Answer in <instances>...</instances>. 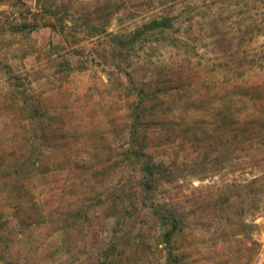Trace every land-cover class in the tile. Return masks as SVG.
Wrapping results in <instances>:
<instances>
[{
    "label": "rangeland",
    "instance_id": "1",
    "mask_svg": "<svg viewBox=\"0 0 264 264\" xmlns=\"http://www.w3.org/2000/svg\"><path fill=\"white\" fill-rule=\"evenodd\" d=\"M153 2L52 0L51 15L50 6L38 8L35 0H23L24 5L8 0L0 5V264H20L18 247L23 248V254L31 255L28 245L19 244L20 237L15 240L20 235L11 223L23 217L20 222L27 225L37 217L38 210H44L37 167L6 170L4 164L21 156L26 164L37 155L50 156L48 151L34 152L33 143L25 140L22 133L10 141L13 137L3 136L1 131L11 126L13 113L17 123L28 127L29 116H34L29 108L31 102L47 97L49 107L61 112L67 124L83 128L65 139L69 145L97 146L103 149L101 159L111 156L95 180L86 172L84 187L94 185L91 189H95V196L87 198L85 205L90 206V214L98 213V228L92 235L86 231L90 221L82 219L80 232L69 231L73 237L68 245L79 243L80 250L78 260L70 264H93L94 254L88 257L91 244L101 248L99 261L103 264H163L167 251L176 256V264L254 263L264 237V121L259 122L260 136L253 141L254 165L243 170L229 171V159L245 152L240 153L236 143L229 144L225 135L211 148L208 139L168 149L154 146L147 151L156 162H173V157L179 165L178 177L175 175L170 184L160 183L152 192L155 200L168 198L169 208L178 216V232L169 246L160 244L158 250L153 247V231L150 234L146 228L150 220L145 221L141 215L140 209L144 212L145 208L139 205L137 189L123 194L137 214L132 209L124 213L113 207L114 196L122 195L118 184L136 188L138 180V166L125 151L130 140L123 119L133 100L126 72H136L143 80L155 71L151 65L159 66L162 61L175 58L176 68L184 69L189 59L199 78L193 81L194 95L209 92L219 97L245 81L264 85V0L178 1L170 11L176 17L172 32L143 37L134 51L126 45L113 52L101 29L107 33L132 30L165 0ZM100 4L107 7L106 12L97 10ZM248 29L253 30L252 40L246 42L244 38L239 44ZM155 39L161 41L149 42ZM149 44L155 50L144 49ZM186 102L184 99L177 106L188 110L185 116L189 121L195 105ZM91 120L104 127L89 134L86 130ZM169 153L172 157H168ZM200 159L205 160L202 169L193 165ZM16 172L29 180L28 196L21 195V189L11 190L7 175ZM51 178L52 174L46 181L51 182ZM43 190L45 198L53 193L47 186ZM68 198L70 193L63 200L69 202ZM158 226L154 224L155 231ZM156 237L160 242L157 234Z\"/></svg>",
    "mask_w": 264,
    "mask_h": 264
},
{
    "label": "trees",
    "instance_id": "2",
    "mask_svg": "<svg viewBox=\"0 0 264 264\" xmlns=\"http://www.w3.org/2000/svg\"><path fill=\"white\" fill-rule=\"evenodd\" d=\"M7 1L0 0V5ZM16 1L24 5L23 0ZM178 1L182 0H165V3L159 4V8L155 5L153 12L146 18V21L136 25L128 32L107 33V30L102 28L100 33H104L109 38L113 52L123 49L126 45L129 50L134 51L143 37H161L174 30L176 17L172 16L170 11H173L174 4ZM35 3L41 9L45 5L50 6L48 15L53 13L51 12L52 0H35ZM101 5L97 10L106 12L107 7L102 8ZM65 6L66 4L63 5V8ZM136 8L139 10L140 7ZM252 33L253 30L250 29L244 31L239 44L242 45L244 38H247L246 42H250ZM208 39H210V32ZM155 41H161V39L150 40L149 42L154 43ZM144 49L155 50V47L153 44H149ZM188 60L185 62L184 69L176 68L173 62H178V60L175 58H168L167 61H162L159 66L151 65L150 68H154L155 71L150 72L149 76L143 80L136 72H126L125 74L128 91L133 96V100L127 108L126 117L124 116L123 119V122L127 123L130 140L125 151L128 158L134 160L138 166L136 170L138 180L135 184L136 188L118 184L122 195L114 196L116 201H114L113 207L123 212L132 209L133 213L137 214L136 208L128 204L126 199H123L125 192L137 189L140 192L139 205L145 210L143 212L140 209L141 206L139 209L143 219L145 221L146 219L150 220L149 227L147 225L146 228L150 234L153 231V247L156 250L160 244L167 247L173 242L178 232V216L174 210L169 208L171 206L168 198L160 201L155 200L152 192L160 183L170 184L175 175L178 177L177 174L180 170L177 159H174L172 154L169 153L168 157H172L173 162L171 160H168L169 162L164 160L156 162L152 158L153 155H149L147 151H150L149 149L154 146L168 149L177 144L183 146L185 143L195 144L204 140L207 142L208 139L211 148L225 135L229 144L236 143L237 150L240 153L245 152L229 159V171L243 170L249 165H254L251 163L253 141L260 136V132H258L259 122L264 121L263 84L245 81L241 85L232 86L230 92L229 90L223 91L219 97L218 94L209 92L194 95L192 87H195L193 84L195 77L199 79L197 78L198 71L191 67ZM144 65L148 67L147 64ZM49 99L50 97H47L31 102L29 108L33 111L34 116H29L31 122L28 127L17 123V116L13 113L9 119L11 126H7L1 131L4 132L3 136L6 134L13 137L10 141H13L19 135L18 133H22L25 140H30L33 143L31 149L34 152L37 150L41 153L48 151L50 155L49 157L37 155L28 164L22 156L13 159V162L7 161L4 164L3 169L6 170H21L27 167L34 169L37 167L38 182L44 197V210H38L37 217L30 223L23 225L20 222L24 219L23 217L22 219H15L11 223L12 228H17L20 235L16 236L15 240H19L18 237H20L19 244L28 245L31 251V255L29 252L23 254V248L18 247L17 256L20 254V257L18 256L17 260L20 264H70V261L75 263L78 260L76 255L80 254L79 243L71 246L72 243L70 242L68 245V241L73 237L69 231L78 229L77 231L80 232L83 229L81 226L82 219L90 221L86 231L92 235L98 228L95 223V217L98 213L90 214V206L85 205L87 204L86 201H89L87 198L91 195L95 196V189H91V186H95L91 185L85 188V176L89 174V177L95 180V176L101 175L100 172L105 168L103 163L107 165L111 158L108 155L101 159L103 149H99L97 146L69 145L65 139L75 134L77 129L83 128L82 126L75 128L67 124L61 112H55L49 107ZM184 99L187 102L191 101L187 105H195V111L190 114L189 121L185 116L188 110L186 108L180 109L177 106L181 105L180 102H183ZM238 105H241V108H237ZM89 124L90 127L86 130L89 134H94L95 129L101 130L104 127L97 120H91ZM201 159L198 164L197 161L193 162L196 168H200L198 165L201 166V169L204 168L202 166H205L203 163L205 160ZM123 164L124 162H121L120 166ZM119 172L122 171L119 170ZM14 174L7 175L9 176L8 181L11 183V190L21 189V195L28 196L29 180L24 176H19L20 173L18 172ZM51 174V182H47L46 177L51 176ZM1 177L0 179H3ZM46 186L50 192H53L47 198H45V190H43ZM67 193H70L69 202L63 200ZM27 212L28 209L24 216ZM154 224H159L156 227L158 228L157 231L154 229ZM33 233L35 234L33 235ZM156 234L160 242L157 241ZM70 249L71 254L69 256ZM89 249L88 257L90 258L94 254L92 263L103 264L99 261L101 248H96L94 244H91ZM106 261L109 262V258ZM163 264H176V256H173L171 251H167Z\"/></svg>",
    "mask_w": 264,
    "mask_h": 264
},
{
    "label": "built area",
    "instance_id": "3",
    "mask_svg": "<svg viewBox=\"0 0 264 264\" xmlns=\"http://www.w3.org/2000/svg\"><path fill=\"white\" fill-rule=\"evenodd\" d=\"M259 246H260V249L256 255V258L253 264H264V237L260 240Z\"/></svg>",
    "mask_w": 264,
    "mask_h": 264
}]
</instances>
